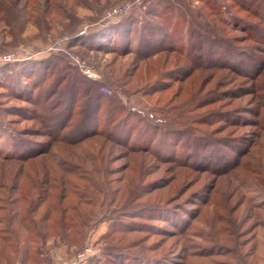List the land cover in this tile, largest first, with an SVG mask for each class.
<instances>
[{
  "label": "rangeland",
  "instance_id": "374dc122",
  "mask_svg": "<svg viewBox=\"0 0 264 264\" xmlns=\"http://www.w3.org/2000/svg\"><path fill=\"white\" fill-rule=\"evenodd\" d=\"M122 4L127 14L106 19ZM234 4L0 0V55L17 59L0 65V206L9 214L18 207L9 170L14 184L28 185L22 167L45 163L57 172L54 158L69 164L56 156L73 148L91 170L78 208L86 214L84 245L68 248L58 237L45 246L18 241L10 264H22L19 257L31 264L23 249L40 253L36 264H264V40H249L263 38L264 25ZM171 10L190 20V33L178 31ZM167 25L175 48L151 54L147 29L164 34ZM191 32L202 38L185 36ZM19 67L36 74L29 98L15 91ZM120 121L127 135L107 141L95 163L94 141L66 144L92 130L111 135ZM47 151L9 163L13 155ZM58 198L46 203L57 206ZM59 210L71 215L63 203Z\"/></svg>",
  "mask_w": 264,
  "mask_h": 264
},
{
  "label": "trees",
  "instance_id": "16d2710c",
  "mask_svg": "<svg viewBox=\"0 0 264 264\" xmlns=\"http://www.w3.org/2000/svg\"><path fill=\"white\" fill-rule=\"evenodd\" d=\"M230 1L235 3L234 5L235 7L239 8V12L249 13V15L252 16L255 20L264 25V0ZM213 8L216 9L217 7L213 5ZM172 12H175V15L179 22L178 31L190 33V26L188 25L190 20L186 18L184 14H179L178 11ZM216 15L217 14H215L214 17L216 20H218ZM219 21H221L222 24L225 25L223 22V16L219 19ZM204 24L205 23L203 22L197 21L196 27H198L199 31L201 30V32L207 33L208 31ZM224 28L228 29L229 26L226 25L224 26ZM160 29L151 27L146 31V35L149 36V38L146 37V48L148 50H151L149 51L151 52V54H157L171 50V48H175L173 45L174 42L172 41L173 33L170 27L168 25L166 26V30L162 31L164 34L161 33ZM247 29L248 28L245 27L246 31ZM185 36H191L190 38L192 40L195 37L198 39L202 38L199 33L195 32H191V34H187ZM254 38L255 37H253L252 35H249V40H252L253 42L260 41L262 43V41L264 40V37L259 39L258 41ZM155 41H158V44L151 45V43ZM200 42L203 43L202 40ZM191 47H194L193 43L190 44L189 48ZM195 51L196 50H194L193 48L191 49V52ZM201 52L202 49H200V53ZM22 70V67H19V73L16 75L17 81L15 83V91L18 96L29 98L31 85L33 86L37 84V79L35 76L36 74L31 75ZM31 92L33 93V89ZM34 95L37 94H33L32 96ZM32 96L30 98H32ZM94 112L95 110L93 109V115L95 114ZM66 120L68 122L70 121V118L67 117ZM126 135L127 130L124 127V122L120 121V123H118V129H113L111 135L110 133L108 135L105 133L104 136L101 131L92 130L90 132L78 134L77 138L75 139L76 142H68L66 144L68 148L69 146H81L84 143L86 144L84 147H90V145L92 144L89 143L94 141V145L96 146H93L92 149H89H91L90 155L94 156L95 158V163L97 162L96 157L98 159L103 155L106 144H109L107 143V141H120ZM62 141L67 142L65 140ZM47 153L48 151L39 155L37 154L35 156L30 155L25 159H17L15 157L28 156L26 153H21L22 155H13V157L9 158V163L17 164L19 162H23L22 164H26L27 162H31L32 160L34 161L44 155L47 156ZM59 153H61V155L56 156L59 160L60 158H62L64 161H70V163L61 166L56 158H54V167H59V170L57 172L55 168H52L51 166L47 167L48 164L41 163L40 165H36V162L33 161L32 162L34 163V165H29V167H31L29 169L30 171H24V168L22 167V171L18 174L22 177V179H27L28 181H30L28 185L26 183L17 185L14 184V181L16 180L15 174H12L9 170V192H15L17 197L16 202L14 203H18L19 205L17 204L18 207L16 209L12 208V212L10 214L9 206L8 208L0 206V210H7V213H5L3 217V220L6 221L7 224L4 228H0V264H10L11 258H13L14 255L18 254L16 248V244L18 241H23L24 243L31 242L34 244L41 242L42 246H45L46 242L49 239H55L56 237H58L61 241L63 240L65 242V245L68 248L74 247L76 250H78L84 245V236H82V233H80L79 229L84 225V223L81 222L80 218L82 217L83 219L86 214L81 216V212L78 210V208L81 206L80 204L83 201V198L85 199V197H87L89 194L88 191L84 188L85 185L83 182H86L85 177L89 174V171H91L90 165L86 166V164H80V157H77V155L75 154V148L62 150ZM102 159L100 160V162L102 161ZM56 174H59L60 177H57ZM100 174L104 175V173ZM43 187L45 189H43ZM100 188L101 187L96 188L95 191L102 193V191L99 190ZM103 194L107 196L105 193ZM55 197L60 198H58L57 200V206H53V204L48 205L46 203V201H54ZM70 197H74L75 201L73 202L69 200ZM109 202H111L112 204L113 199L111 200L110 198ZM25 203H27L26 207H28L29 209H21V206L25 207ZM62 203L64 204L65 210L71 211L70 216L65 215V212H61L59 210ZM10 204L13 205L12 201L10 202ZM56 210L59 214L55 213ZM74 218H76L77 221H74ZM39 254L40 253L38 251H33L31 249H23V251L21 252L22 257L31 256L33 258L31 264H36V262L40 261L38 257ZM19 260L20 263L25 264L22 262L21 257H19ZM43 261L46 260L44 259Z\"/></svg>",
  "mask_w": 264,
  "mask_h": 264
},
{
  "label": "built area",
  "instance_id": "2783aa9c",
  "mask_svg": "<svg viewBox=\"0 0 264 264\" xmlns=\"http://www.w3.org/2000/svg\"><path fill=\"white\" fill-rule=\"evenodd\" d=\"M128 11H129V5L127 4H122V5L113 7L106 12V19H115V18L121 17L122 15L127 14ZM54 48L57 50H61L62 49L61 42L57 43V46ZM15 60L17 59H15L14 55L10 53L0 55V65H3L5 63H13L15 62ZM75 61L78 62L77 57L75 58ZM84 73H85V76L89 79L95 78L94 74L88 69H85Z\"/></svg>",
  "mask_w": 264,
  "mask_h": 264
}]
</instances>
